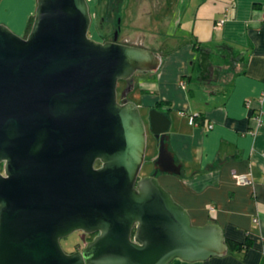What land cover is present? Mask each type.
Wrapping results in <instances>:
<instances>
[{
    "label": "water",
    "instance_id": "obj_1",
    "mask_svg": "<svg viewBox=\"0 0 264 264\" xmlns=\"http://www.w3.org/2000/svg\"><path fill=\"white\" fill-rule=\"evenodd\" d=\"M86 0H35L20 36L0 23V264H167L227 251L221 228L191 223L159 184L178 176L166 145L168 119L147 111L157 142L138 177L146 124L138 106L116 100V82L155 72L153 51L87 36ZM97 168L93 167L95 161ZM93 235L64 252L59 239Z\"/></svg>",
    "mask_w": 264,
    "mask_h": 264
},
{
    "label": "crops",
    "instance_id": "obj_2",
    "mask_svg": "<svg viewBox=\"0 0 264 264\" xmlns=\"http://www.w3.org/2000/svg\"><path fill=\"white\" fill-rule=\"evenodd\" d=\"M189 2L173 6L185 12ZM34 6L32 0L29 15ZM188 16L186 37L155 51L157 70L143 73L129 99L142 115L153 108L168 119L166 145L180 174H160L159 184L192 224L216 223L241 246L204 261L167 264H264V98L257 101L264 93V0H194ZM172 22L170 40L182 27L180 19ZM241 174L252 184H237L233 175Z\"/></svg>",
    "mask_w": 264,
    "mask_h": 264
},
{
    "label": "rangeland",
    "instance_id": "obj_3",
    "mask_svg": "<svg viewBox=\"0 0 264 264\" xmlns=\"http://www.w3.org/2000/svg\"><path fill=\"white\" fill-rule=\"evenodd\" d=\"M6 2L3 8V14L0 15V23L6 25L16 34L22 36V27L28 17L31 9L32 0H0V3ZM88 11L90 14V23L87 30V36L90 39L96 40L97 37L104 33L106 25L103 23L101 29L99 26V16L105 10V0H86ZM107 1V0H106ZM175 0H108L111 5L110 17L115 16L119 23V39H126L129 44L139 45L149 49L155 53L156 50H168L178 40H182L188 33L189 23L187 18L192 10L194 0H189V6L185 12L179 9V6H173ZM188 0H179V5H185ZM172 4V5H171ZM173 8V9H172ZM2 11V10H1ZM169 12V13H168ZM32 14V13H31ZM172 18L180 19L182 27L176 30L175 39L165 38L173 30ZM163 20H169L165 25L161 23ZM9 24L14 25L11 28ZM107 28V27H106ZM17 30V31H16ZM162 42L163 45L158 43ZM158 42V43H157ZM161 46V47H160ZM144 72L135 71L130 76L133 82V87L138 82L139 78L144 75ZM123 81L116 82L115 92L116 100L119 99L120 91L123 88ZM133 90V89H132ZM132 90L128 92L127 98H131ZM146 124L147 114L142 115ZM153 142L155 154H150V145ZM157 154V142L148 131L147 124L145 130V149L141 167L137 176L142 177L149 175L153 170V160ZM160 175L157 173V176ZM61 249L70 253L81 246V238L78 231L71 232L67 236L59 239Z\"/></svg>",
    "mask_w": 264,
    "mask_h": 264
},
{
    "label": "flooded vegetation",
    "instance_id": "obj_4",
    "mask_svg": "<svg viewBox=\"0 0 264 264\" xmlns=\"http://www.w3.org/2000/svg\"><path fill=\"white\" fill-rule=\"evenodd\" d=\"M111 8L112 7H111L110 3L108 2V0L107 1L105 0V8H104L105 10L103 11V14L101 16H99V26L101 29L104 30V28L102 27V24L104 23L107 28L105 27L106 30L104 31V33L99 35L95 41H98V42L111 41L112 37H113V33L116 32V42L123 43V44H129V42L126 39L122 40V39L118 38V36H119V23H118V19L116 20L115 16L110 17ZM89 16H90V14H89ZM129 45H134V44H129ZM134 46H139V45H134ZM123 83H124L123 86L126 85L129 88H131V87L133 88V82L131 79H127L126 81H123ZM126 96L127 95H125V97ZM118 101H119V99H118ZM99 165L100 164L97 160L93 163L94 168H97ZM1 171H2V162H0V172ZM78 232H79V235L81 238V246L84 243V241L89 240L93 236L91 234H82L80 231H78ZM80 247L75 248V250L79 249Z\"/></svg>",
    "mask_w": 264,
    "mask_h": 264
},
{
    "label": "built area",
    "instance_id": "obj_5",
    "mask_svg": "<svg viewBox=\"0 0 264 264\" xmlns=\"http://www.w3.org/2000/svg\"><path fill=\"white\" fill-rule=\"evenodd\" d=\"M220 22H221V21H219V23H220ZM263 98H264V93H262V94L258 97L257 101H258V102H261V101L263 100ZM244 104H245L247 107H249V105H250V101H249V100H246V101L244 102ZM254 119H255V120H258V114H255V115H254ZM187 121H188L189 124H194V123H195V116H193V115H188V116H187ZM208 127H210V125H208ZM233 177H234V180H235V182H236L237 184H241V185H251V184H252L251 179H250L246 174L233 175ZM210 210H213V208L210 207ZM253 220L255 221V219H253Z\"/></svg>",
    "mask_w": 264,
    "mask_h": 264
},
{
    "label": "trees",
    "instance_id": "obj_6",
    "mask_svg": "<svg viewBox=\"0 0 264 264\" xmlns=\"http://www.w3.org/2000/svg\"><path fill=\"white\" fill-rule=\"evenodd\" d=\"M33 14V12H32ZM32 14L29 15L27 18H26V21L24 23V28H23V33H22V36L26 35V33L28 32L29 28H30V25H31V22H32ZM225 243H226V247H227V251H230L234 248H240L241 244L239 243H235V242H232L230 240H227L225 239ZM244 246L247 245V243L243 244Z\"/></svg>",
    "mask_w": 264,
    "mask_h": 264
}]
</instances>
